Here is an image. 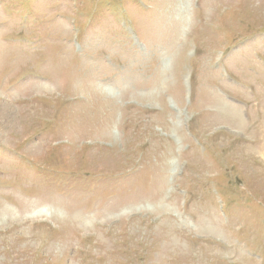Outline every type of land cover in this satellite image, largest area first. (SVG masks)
<instances>
[{
    "label": "rangeland",
    "instance_id": "374dc122",
    "mask_svg": "<svg viewBox=\"0 0 264 264\" xmlns=\"http://www.w3.org/2000/svg\"><path fill=\"white\" fill-rule=\"evenodd\" d=\"M263 151L264 0H0V264H264Z\"/></svg>",
    "mask_w": 264,
    "mask_h": 264
},
{
    "label": "bare ground",
    "instance_id": "6f19581e",
    "mask_svg": "<svg viewBox=\"0 0 264 264\" xmlns=\"http://www.w3.org/2000/svg\"><path fill=\"white\" fill-rule=\"evenodd\" d=\"M182 10V9H181ZM182 13V12H180ZM184 14H185V11H184ZM187 14V13H186ZM180 16V15H179ZM183 16V15H182ZM185 16V15H184ZM184 23H186V20L184 22V19L182 20V25H184ZM120 47V46H119ZM118 71V70H117ZM120 71V70H119ZM107 74V73H106ZM105 74V75H106ZM116 74V73H115ZM123 75V74H121ZM104 76V75H103ZM102 80V79H101ZM224 104V103H223ZM221 103H219V108L220 109V113L218 114V116L222 119V120H225L230 123H236V122H239L240 118H238V114H237V109L236 108H232L228 105H222ZM225 123V122H224ZM224 123H220V124H224ZM226 124V123H225ZM261 134V133H260ZM46 139V138H45ZM263 139V138H262ZM43 140V139H42ZM80 142V141H79ZM49 144V142H48ZM48 144L46 146H48ZM45 146V148H46ZM77 146V145H76ZM47 149V148H46ZM264 152V151H263ZM247 155V154H246ZM246 157V156H245ZM253 158V157H252ZM102 168V167H101ZM94 173V172H93ZM205 233V232H204Z\"/></svg>",
    "mask_w": 264,
    "mask_h": 264
}]
</instances>
